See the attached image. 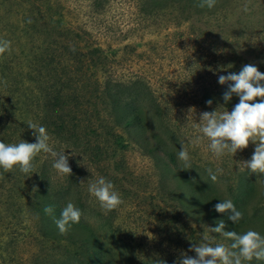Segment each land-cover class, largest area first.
<instances>
[{"label":"rangeland","instance_id":"1","mask_svg":"<svg viewBox=\"0 0 264 264\" xmlns=\"http://www.w3.org/2000/svg\"><path fill=\"white\" fill-rule=\"evenodd\" d=\"M55 1L69 26L88 31L91 40L101 45L106 54V77L113 74L119 80L132 81L133 78L150 87L156 104L161 107L165 132H174L187 148L193 174L198 172L195 170L197 166L213 171L223 169L217 181H211L222 192L227 191V184L239 172H246L248 178L256 181L258 196L252 206L256 220H264V197H261L264 184L259 182L257 174L241 170L236 163L250 159L255 145L249 143L233 157L226 154L216 158L208 149L206 138L198 145L192 143L196 136L202 135L196 129L201 112H210L218 106H224L230 112L237 104H225L221 99L223 85L218 83L220 75L227 70L238 74L246 64H253L264 73V0H226V5L217 1L216 4L220 5L215 6L212 15L169 9L162 20L153 19L143 33L136 30L134 34L132 10L136 8L132 9V0H103L100 15L92 6L93 0ZM20 3L8 8L11 9L10 15L22 11ZM245 4L249 7L248 12L243 11ZM6 11L0 7V31L5 33L2 39L11 42V48L0 55V64L4 61L16 64L24 81L17 86L23 89L20 98L23 102L26 101L25 95L32 94L37 109L32 110V118L23 117L26 119L20 125L23 133L4 134L3 138L16 143L21 140L36 142L27 126L31 121L46 128L50 146L57 152L64 151L70 167L79 165L78 172L81 174L82 171L83 176L78 179V191L71 198L72 203L82 212L80 220L96 232L109 252L110 264H157L159 260L174 264L181 252L194 257L190 247L203 243L206 236L215 237L213 243L230 244L224 237L210 233L211 224L185 216L174 203L161 197L162 193L156 194L157 173L153 163L134 144L126 141L128 145L123 151L112 146L105 134L110 108L86 102L79 82H73L74 79L67 74L71 70L66 62L58 77L53 71L48 75L42 70L40 79L32 82L27 79L26 82L25 75L35 60L33 50H36L39 39L32 30L26 36L25 32L20 33L17 20L12 15L8 17ZM57 78L64 86L60 93L64 129L58 132L51 122L56 116H53L54 111L58 114L60 108L57 104L53 106L55 101L50 99L52 93L49 91L59 87ZM46 79L48 84L44 81ZM46 84L48 86L44 87ZM12 93L15 91L2 92L1 97L9 101ZM71 93L75 94L73 97L79 101L78 105L73 103ZM209 99L212 100L211 106L206 104ZM190 107L195 109V114L188 118ZM151 113L155 110H149L148 114ZM87 155L96 158L98 165H88ZM32 163L35 173L28 174L29 177H24L16 166L14 175L24 177L22 187L25 193L20 202L28 201L39 178L53 184L67 180V175H61L53 168L54 159L50 154L41 152ZM227 176H230L229 180ZM99 177L111 181L123 200L107 215L87 190L89 183ZM13 183L10 181L7 186H13ZM8 188L0 186V193ZM14 208L16 211L10 212L0 203V264H79L72 255L76 245L41 238L33 228L34 219L28 212L30 207L18 203ZM256 220L250 224L258 226ZM253 260L244 264H264L263 260Z\"/></svg>","mask_w":264,"mask_h":264},{"label":"trees","instance_id":"2","mask_svg":"<svg viewBox=\"0 0 264 264\" xmlns=\"http://www.w3.org/2000/svg\"><path fill=\"white\" fill-rule=\"evenodd\" d=\"M102 1L93 0L92 2L97 15H100ZM217 1L224 5L227 3L226 0ZM199 2L200 0H132V9L136 8L135 11L132 10V16H135L132 19V34L136 30L143 33L149 27L151 20L156 18L162 20L165 11H169V9L194 10L197 15H212L215 6L220 5L216 4L212 9L200 8L197 6ZM19 3L22 11H18V14L15 15L11 14L17 20V29L20 33L25 32V36L32 30L33 35L39 39L36 50H33V53L36 52L33 54L35 60L28 67V75L24 74L26 82L27 79L30 82L40 79L42 70L48 75L50 71H53L55 77H58V72L60 69H64L66 64L63 65V63L66 62L71 70L67 74H70L72 80L74 79L73 82H79V89L83 91V97L87 98L86 102L110 108V118L105 125V134L112 146L123 151L128 145L125 142L129 141L152 161L157 173L155 183L157 195L162 193L161 197L163 196L169 202L174 203L173 205H176L185 216L193 217L197 222H207L212 227H216L217 222L223 220L225 231L242 234L252 229L259 231L261 236H264V220L260 218L256 220L252 206L258 196L257 183L254 179L248 178L246 172H239L235 174L234 179L230 180V185L227 184V191L222 192L217 186L211 184L212 180L207 174V168L203 169L197 166L198 168L195 167V170L198 172L194 174L191 169H186L177 156L181 149V143L174 132H165L161 107L156 104L149 86L142 85L133 78L132 81L119 80L113 74H108L106 77L105 75L108 73L105 66L106 54L101 45L91 40L88 31L69 26L61 10L56 7L55 0H13L12 4L11 0H0V7L7 9L6 12L10 17L11 9L8 8H11L12 5L17 7ZM2 34L3 32L0 31V39L5 36V33ZM142 36L144 35L142 34ZM0 68V142L16 143L6 140L3 135L23 133L20 126L26 121L23 117L32 118V110L37 109V106L32 94L25 95L26 101L22 102L20 95L23 89H19L17 86L20 81L24 83L20 78L23 77V73L17 72L19 70L16 64L4 61L3 64H0ZM229 72L232 71L227 70V73L225 72L223 75H227ZM9 77L12 80L8 79ZM57 80H59V87L57 86L53 91L49 90L52 93L50 99L55 101L53 106L57 104L60 108L58 114L54 111L53 116H56L51 122L52 125H55L56 132L64 129L60 105V93L64 91V86L60 84L59 78ZM44 81L47 82V79ZM47 84L44 87H47ZM229 84L223 85L220 91L221 99ZM5 91H15L9 101L1 97L2 92ZM54 93L55 96H53ZM78 93L79 91H77V98H79ZM73 95L75 96L74 93H71L73 103L78 105L79 101L77 102ZM68 100L70 99L68 98ZM258 101L259 98L256 99V102ZM229 102L238 103L239 98L233 94ZM153 109L155 113L148 114L149 110ZM19 142L17 141V143ZM86 157L89 161L88 165L90 164L91 167L98 165L96 158L88 155ZM71 169L72 175L67 176V180L64 182L53 184L44 181L45 178L43 180L39 178L35 186L37 191L33 193L31 190L28 201L20 202L25 193L22 179L26 175L24 174L22 178L15 176L16 166L10 172L0 168V186H9L8 189L0 193L2 198L0 203L2 206L5 205L10 212L16 211L14 207L18 203L27 204L30 207L28 212L34 219L33 228L40 233L41 238L76 245L77 250L75 249L72 255L77 258L79 264H110L109 252L101 243L96 232L85 222L80 220L78 224H73L64 235L59 233L54 223V218H59L61 209L68 202H72L71 198L75 195V191H78V179L83 176L82 171L81 174L78 172L79 165L76 164ZM227 178L229 180L230 176ZM10 181H14L13 186L10 184L7 186ZM262 195L261 197H264V192ZM225 196H228L237 210L243 214L242 219L236 224L228 219L227 213H218L214 209V205L220 200L227 199ZM261 199L258 200V203ZM46 206L52 207L51 214L45 213ZM251 209L252 211H250ZM255 220L258 226L250 224ZM215 235L221 237L220 234L215 233ZM229 242L231 243V241ZM257 261L253 260V262Z\"/></svg>","mask_w":264,"mask_h":264},{"label":"clouds","instance_id":"3","mask_svg":"<svg viewBox=\"0 0 264 264\" xmlns=\"http://www.w3.org/2000/svg\"><path fill=\"white\" fill-rule=\"evenodd\" d=\"M217 0H200L198 7L212 9ZM243 11L248 12L247 4L243 6ZM11 42L0 39V55L10 51ZM229 82H232L229 84ZM264 73H261L253 64H246L239 73L229 72L227 75H220L218 83L229 84L222 99L227 104L233 94L239 98V102L234 105L229 112L224 106H218L212 111H204L199 114V123H196L197 132L202 134L196 136L192 141L193 145H198L203 139L208 140V149L216 157L220 158L226 154L232 157L238 150L246 149L249 143L255 145L253 154L248 160L236 162L241 170H249L260 177L259 182L264 184ZM259 101L256 102V99ZM208 106L212 105V100L206 101ZM195 109H188V118L194 117ZM35 136L34 143L21 140L19 143L6 144L0 142V168L10 172L15 166L19 167L21 173L27 177L34 172L33 159L41 152L50 154L53 159V168L61 175H72L69 166V157L64 151L57 152L49 144L50 137L45 127L37 125L31 121L27 124ZM178 160L182 161L186 169L191 168V157L187 148L181 144L178 151ZM209 178L216 182L218 175L223 169H206ZM30 175V176H31ZM81 183H84L81 181ZM88 193L99 203L105 215L116 209L123 203L121 195L114 188L111 181L104 177H99L88 185ZM33 193L37 191L35 187ZM218 213H227L228 219L234 224L238 223L242 217V212L238 211L231 199L220 200L214 205ZM46 214H51L53 209L46 206ZM82 216L81 210L72 202H68L61 209L59 218H54V223L61 235L66 234L73 224H78ZM195 225H193L194 227ZM210 233L223 236L230 244L213 243L215 237H204V242L193 244L189 251L195 256H189L181 252L174 264H244L245 261L264 260V236L255 230L249 229L242 234L234 231H225L223 220L217 222L216 227L209 228ZM157 264H166L159 260Z\"/></svg>","mask_w":264,"mask_h":264}]
</instances>
